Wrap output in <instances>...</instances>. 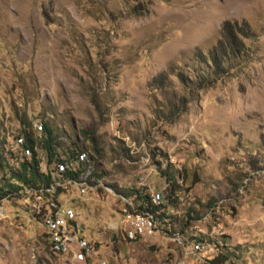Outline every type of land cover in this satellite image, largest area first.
<instances>
[{
	"label": "rangeland",
	"instance_id": "obj_1",
	"mask_svg": "<svg viewBox=\"0 0 264 264\" xmlns=\"http://www.w3.org/2000/svg\"><path fill=\"white\" fill-rule=\"evenodd\" d=\"M223 24L235 31L245 24L250 36L234 33L243 52L213 75L197 57L222 42ZM177 72L193 84L182 86ZM159 74L163 87L152 82ZM195 80L204 86L196 89ZM177 96L187 101L172 118L167 102ZM22 118L45 120L63 145L86 148L76 154L92 186L84 198L72 186L60 195L82 223L51 215L70 233L79 228L95 252L46 246L41 217L29 211L35 201L41 207L40 197L29 192L0 200V264H208L221 241L236 248L224 264H264V0H0V141L13 169ZM90 138L101 152L97 180ZM156 150L167 158L154 159L159 168L168 163L179 176L169 203ZM129 190L159 195L167 217L157 220L160 233L154 224L144 225L140 233L152 236L143 238L114 230L113 221L124 223L122 198L137 204ZM52 230L63 252L77 241Z\"/></svg>",
	"mask_w": 264,
	"mask_h": 264
},
{
	"label": "trees",
	"instance_id": "obj_2",
	"mask_svg": "<svg viewBox=\"0 0 264 264\" xmlns=\"http://www.w3.org/2000/svg\"><path fill=\"white\" fill-rule=\"evenodd\" d=\"M245 26L246 25L243 24L235 31L231 30L230 27H228L226 24H223L222 42H217L216 46L208 54H206L204 58H201V56L197 57L198 60L200 59V63H208L210 65L213 75L223 73L224 65L227 60L229 58H235L243 52V46L235 38L234 33L237 32L238 35L242 36L243 38H248L250 36V33L246 28L247 26ZM176 78L178 79L179 83L186 88H188L189 83L193 84V82H189L187 80V77H183L178 72L176 73ZM199 78L203 79L204 83H210L209 79L211 77L199 76ZM152 82L157 86L162 85L163 87L164 83L166 82V77L163 74H159L152 80ZM195 83L196 89L204 86L203 83L201 84V82L199 81L196 82L195 80ZM186 101V98L183 96H177L173 99H169L167 102L168 105L165 113L170 115L172 118L177 117L179 113L183 111ZM38 124L40 137H37L36 131L33 132V124H31V122L25 121L23 118L20 119L19 128L18 130H16V134L13 132L12 136L15 137V139L18 138L22 140L20 141L21 145L18 147L19 151L17 152L15 157V165L17 166L15 169L7 164L6 159L8 158L2 150L5 141H0V200H15L17 199V197H20V195H22L23 191L29 189L35 190L49 188V186L53 184L55 180H71L76 183L78 181V178L87 179L85 178L86 176H84L86 174V168L80 162L81 160L77 159L76 154L77 152H79V156H83L81 150H86V148L81 149L78 146L77 141L69 142V144L63 145L61 142L62 139L60 140L61 131H59L56 127L45 120H41L40 122H38ZM79 134L83 138L89 139L87 137L86 131H79ZM18 141L19 140H17V142ZM89 146L92 151V155H89V159L92 161L90 177L97 180L100 179L101 175L100 173L96 172V160L97 158L101 157V152L92 138H90ZM38 151L42 153L45 161V173H43L40 168L41 161L38 156ZM8 155H11V152L8 153ZM156 157L160 160H163L164 162L167 160V158L165 154H161L158 151L157 153H154L153 151L151 152V158L154 166L162 175V177H165L167 188L164 190V199L169 203L174 201V199L176 198V191L179 186L175 185V177L178 176V174L172 172L171 165L168 163L165 164L164 168L160 169L159 167L161 162L158 160H154ZM53 167L56 168V170H53ZM53 172L55 173V175ZM109 187H111L110 189L115 194L126 197L123 192L116 188L115 184L109 185ZM61 192L62 188H56V192L52 195L46 194L45 191L38 194V196L40 197L39 204H41L40 213H45L48 210L47 207L50 203L58 202L60 200V195H62ZM129 194H133L134 201L139 204V209H141L140 207L142 206V210L151 213L154 216L156 222L157 220L162 221L164 219H167L164 211H162L164 207L162 206L161 201L160 205H155L150 201L152 194L141 195L137 190H129ZM24 205L25 207L27 206V209L28 205H26L25 203ZM26 211L28 212V209ZM51 214L53 215V213ZM35 216L36 222L41 223L39 216L43 221L42 215L31 212L30 217L32 218ZM151 221L153 222V219ZM44 231L45 232L42 236L43 241L47 246V241H49L50 235L49 231L45 228ZM56 236L59 237L57 239L62 238L58 233H56ZM135 236L139 238L138 234H136ZM192 240L195 241L196 244L202 243V240H200L199 238ZM58 244L59 247H61L59 242ZM226 245L227 243L224 241H221L220 246L214 243L216 254L211 260L208 261V264H224L225 262H229L230 258L236 255V248H228V246Z\"/></svg>",
	"mask_w": 264,
	"mask_h": 264
},
{
	"label": "built area",
	"instance_id": "obj_3",
	"mask_svg": "<svg viewBox=\"0 0 264 264\" xmlns=\"http://www.w3.org/2000/svg\"><path fill=\"white\" fill-rule=\"evenodd\" d=\"M36 130H33L35 132ZM46 169V168H45ZM53 170H56V168L53 167ZM91 170V168H90ZM95 184V183H94ZM62 186H67V187H74L76 189H80V196L84 198L85 190L87 187H91L92 184H87V179L84 178H78V181L76 183H69V182H61L59 180H55L53 184L49 186V188L46 189H35V190H30V191H56V188H61ZM151 191V190H150ZM29 191H23L22 193V199L24 200L26 194H28ZM83 194V195H82ZM79 196V197H80ZM156 205H160V197L157 194L152 193V199L150 200ZM122 207L118 209L117 212H121L122 215H127L128 216V209H138L140 212L143 213L142 206L139 209V204H134V203H121ZM48 210H59V217H68V218H75V223L78 220V217L80 214H75V209L72 208L69 205V202H63L59 200L58 202H52L48 207ZM47 210V212H48ZM32 211H39L40 214V208H36V201H35V206L31 210ZM90 212V210H86V214ZM40 218V216H39ZM51 219V227H44L46 230H51L55 228H64V234H71L75 235L76 237H79L81 239V250L84 252L86 256L92 255L95 250L94 246L91 244L90 241L86 240L84 235L82 233H70V227H60L56 226V219L57 218H50ZM35 220V219H34ZM144 223H151L150 220H148L144 214H143V220H133L128 216V223H118V220L113 221L114 230L118 231L119 233H129V234H138V231H144ZM160 233V230H157V234ZM148 236H152L147 234Z\"/></svg>",
	"mask_w": 264,
	"mask_h": 264
},
{
	"label": "bare ground",
	"instance_id": "obj_4",
	"mask_svg": "<svg viewBox=\"0 0 264 264\" xmlns=\"http://www.w3.org/2000/svg\"><path fill=\"white\" fill-rule=\"evenodd\" d=\"M38 128H39V124L38 123H35V124H33V130H36V134H37V137H40V131H38ZM17 140H19L18 142H17ZM20 141H22L21 139H16L15 140V143H17L19 146L21 145V143H20ZM17 145V146H18ZM12 153V152H11ZM12 157H10V159L12 160V163H11V166L12 165H15L16 163H15V155L16 154H14V153H12ZM43 172V171H42ZM43 173H45V172H43ZM54 173V172H53ZM54 175H55V173H54ZM88 176H87V174H86V177L85 178H87ZM64 182H69V183H74L73 181H71V180H65ZM31 189H29V190H26V191H29V192H32V193H35V191H30ZM28 192V193H29ZM37 193V192H36ZM41 193V191H38V193L37 194H40ZM45 193L46 194H52L53 193V191H45ZM151 199H152V196H151ZM122 200H123V202L124 203H127V202H131V201H127V200H124L123 198H122ZM46 202V201H45ZM49 202V201H48ZM152 202V201H151ZM153 203V202H152ZM48 204V203H47ZM51 204V203H50ZM49 204V205H50ZM153 204H155V203H153ZM48 205V206H49ZM156 205V204H155ZM46 207V206H45ZM131 210V209H130ZM57 210H48V212L46 211L45 213H42L41 215H42V218H43V221H42V224L44 225V227H50L49 226V224H48V219H50V218H52V215H51V213H55ZM38 214H39V212H38ZM75 214H79V213H76L75 212ZM143 214H144V216L148 219V220H152L153 219V222L151 221V223H144V225H149L150 226V228H151V230H152V224H154L155 225V228L153 227V230H152V232L154 233V234H157V230H160L159 229V227H158V224H157V222L155 221V218H154V216L151 214V213H149V212H145V211H143V213L142 212H140L138 209H133V213H131V212H129V209H128V216L130 217V218H132L133 220H143ZM56 215H58L57 213H55V216ZM121 216H122V218H123V222L124 223H126L125 222V219H124V216L122 215V213H121ZM127 216V217H128ZM80 217V216H79ZM78 217V218H79ZM66 218V220L72 225V227H75L74 226V224H77L78 225V223H80L81 221H82V218H81V220L80 221H78V222H73L72 221V218H68V217H65ZM65 220V221H66ZM82 223V222H81ZM61 227V226H60ZM79 229V228H78ZM78 229H75V232L74 233H78ZM148 229V228H147ZM49 242H50V244H51V246H52V248L54 249V250H56L57 252H60V253H63V254H67V253H69V252H71L72 251V247H75V245H77L79 248H80V250H81V239H79V237H77V241L69 248V250L68 251H66V252H63L62 250H59L58 249V247L56 246V244L53 242V230L51 229V230H49ZM136 235V234H135ZM138 235H139V238H143V237H147L146 235H143V234H141L140 233V231H138ZM82 251V250H81ZM83 252V251H82Z\"/></svg>",
	"mask_w": 264,
	"mask_h": 264
},
{
	"label": "clouds",
	"instance_id": "obj_5",
	"mask_svg": "<svg viewBox=\"0 0 264 264\" xmlns=\"http://www.w3.org/2000/svg\"><path fill=\"white\" fill-rule=\"evenodd\" d=\"M32 123V122H31Z\"/></svg>",
	"mask_w": 264,
	"mask_h": 264
}]
</instances>
